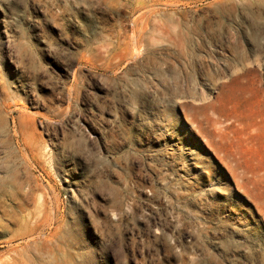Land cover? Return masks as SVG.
<instances>
[{"label": "rangeland", "instance_id": "rangeland-1", "mask_svg": "<svg viewBox=\"0 0 264 264\" xmlns=\"http://www.w3.org/2000/svg\"><path fill=\"white\" fill-rule=\"evenodd\" d=\"M151 1L168 31L134 55L110 44L138 0H0V257L264 264V171L247 195L217 153L264 168V127L189 120L238 102V52L264 61V0Z\"/></svg>", "mask_w": 264, "mask_h": 264}, {"label": "bare ground", "instance_id": "bare-ground-1", "mask_svg": "<svg viewBox=\"0 0 264 264\" xmlns=\"http://www.w3.org/2000/svg\"><path fill=\"white\" fill-rule=\"evenodd\" d=\"M138 1L139 5L137 7L139 10H141V14L134 19L135 25L131 30L126 29L118 31L115 35L116 41L110 44L113 47L124 50L126 54H133L134 52L139 51L138 49L141 50L142 47L147 46L148 32H150L151 30V25L155 28V30H158L162 34L168 31L169 27L164 24L158 23L155 19L151 20L150 22V19H152L151 15L153 14L152 9L154 5L158 4V2L151 0ZM137 54L138 52L136 53V55ZM247 56L248 55L245 50L237 53L236 59L238 60V63L241 64V70L234 71L231 75V81L239 84L240 86L241 92L239 93L237 98L238 102L235 103L231 99L222 101L217 108L219 110L216 111V105L213 101L207 100L206 97L201 98L200 101H198V103L194 105V108L201 111L202 119L200 121L199 119H189L191 122L197 124L195 128H200L202 124L206 123L208 126L215 129L214 133H217V136L222 140L223 128H229L230 126L238 127L243 125L241 109L244 108L253 109L254 113H252L251 117L254 126L264 127V61L261 58L257 57V62L255 63V65L248 66V63H246V60L248 58ZM209 108H212V111L206 112L205 110H209ZM207 142L211 144V141L207 140ZM240 152L231 150L225 152L223 155H220L217 148L219 158L227 165V168L236 181L237 187L239 189H243L244 192L249 195L250 190L248 189L249 187H247V183L258 176L261 171H264V168L243 167V161L246 160L244 158V155ZM36 222L37 221L34 220V223ZM0 226L2 230L8 229V226L6 224H0ZM34 231L35 225L31 226V230L26 233V236L34 233ZM17 236L18 235H13V237L7 241L11 242ZM11 251H16V249L12 248ZM0 264L24 263L23 260L19 259L17 255H14L13 252H9L7 257H0Z\"/></svg>", "mask_w": 264, "mask_h": 264}]
</instances>
